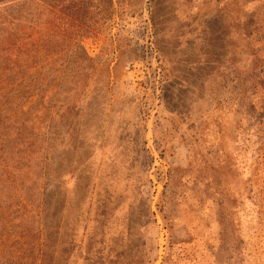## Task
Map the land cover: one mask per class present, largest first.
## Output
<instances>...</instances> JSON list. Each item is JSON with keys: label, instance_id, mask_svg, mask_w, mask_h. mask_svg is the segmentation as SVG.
Segmentation results:
<instances>
[{"label": "rangeland", "instance_id": "obj_1", "mask_svg": "<svg viewBox=\"0 0 264 264\" xmlns=\"http://www.w3.org/2000/svg\"><path fill=\"white\" fill-rule=\"evenodd\" d=\"M0 264H264V0H0Z\"/></svg>", "mask_w": 264, "mask_h": 264}, {"label": "trees", "instance_id": "obj_2", "mask_svg": "<svg viewBox=\"0 0 264 264\" xmlns=\"http://www.w3.org/2000/svg\"><path fill=\"white\" fill-rule=\"evenodd\" d=\"M9 17H11V16H9ZM14 21H15V18H13V16H12V17H11V21H10V23L13 24Z\"/></svg>", "mask_w": 264, "mask_h": 264}]
</instances>
